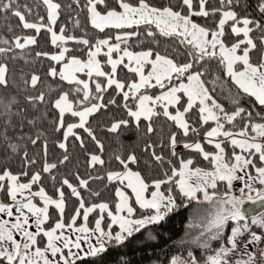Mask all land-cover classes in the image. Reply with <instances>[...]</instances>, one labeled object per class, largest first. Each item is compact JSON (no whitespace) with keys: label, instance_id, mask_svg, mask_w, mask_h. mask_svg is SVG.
Masks as SVG:
<instances>
[{"label":"snow or ice","instance_id":"1","mask_svg":"<svg viewBox=\"0 0 264 264\" xmlns=\"http://www.w3.org/2000/svg\"><path fill=\"white\" fill-rule=\"evenodd\" d=\"M73 3L80 7V0ZM41 5L46 16L39 15ZM237 5L243 8L241 0H219L218 6L211 0H175V3L168 0L160 6L151 0H115V6L106 0H86L83 9L89 13L93 28L100 32L118 30L115 36L96 39L93 44L83 36L66 35L67 26L56 31L62 7L57 0H33V5L21 0H0V14H3L0 18L7 20L10 15L19 21L18 27L22 29L34 30L37 35L41 30L51 34V44L58 51L37 52L35 56L46 57L59 65V69L50 66L48 75L70 85L67 91L50 86L47 91H41L38 90L39 75H28L23 70L19 76L10 73V62L22 59L24 50L35 45L37 39L36 36L0 35V150L5 160L19 155L24 163L19 172L7 164L0 167V264H77L86 257L105 252L106 245L113 241L124 243L134 233L163 222L171 213L189 204L208 206L201 222L190 224L201 229L192 243L207 249L212 240L226 241L206 257L205 264H264V212L250 215L243 207L246 200H258L264 205V23L241 15ZM257 10L264 19V0H258ZM32 16L34 20L29 19ZM217 16L214 27L196 19ZM74 24L79 26V19ZM226 25L237 37L230 44L225 40ZM7 31L13 33L14 29L8 25ZM255 31L260 32L258 39L252 35ZM162 39L175 44L171 49L173 54L167 48L159 50ZM70 41L86 46L85 58L69 55L72 49L66 45ZM129 41L139 45L147 41L148 46L135 51ZM254 50L258 53L256 60L251 55ZM101 55L106 58L104 61ZM213 64L217 65L216 70ZM121 67L137 78H120ZM80 74L87 78L81 79ZM229 81L235 93L232 88H226ZM109 89L122 96L128 117L117 119L107 127L106 131L117 137L130 124L140 130L142 120L145 122L143 134L150 136L157 132L153 126L155 118L161 116L171 121L184 137L198 134L200 129L188 118L195 110L201 127L211 126L204 131V143L184 142L183 147L198 153L209 167L194 166L193 158L178 156L177 132H171L168 144L171 155L179 161L178 167L162 153L157 154L151 143L143 149L156 163L170 166V172L163 171V178L146 177L134 171L130 165L140 162L134 151L127 155L113 153L112 158L122 166L120 171L106 173L108 181L121 185L115 190L114 206L106 202L86 206L81 190L91 193L89 182L103 179L99 176L81 178L75 173L77 185L63 178L59 187L53 184L56 195H50L41 183L42 173L56 180L51 175L53 170L70 161L69 138H74L81 147L85 144L78 130H83L103 153L105 145L90 125V118L116 104L115 98L104 101L103 94ZM152 89L157 93L152 94ZM52 91H57L54 98H51ZM222 93L230 108L220 101ZM244 97L248 99V107L241 106ZM49 105L57 112L53 121L55 130H63L58 146L65 154L58 163L47 161L44 131H31L41 128L47 117L43 109ZM66 118L72 122H66ZM38 142L43 145V166L30 174L27 168L37 160L29 156L27 149L29 144L34 146ZM205 143L214 150H206ZM105 163L101 155L89 154L90 167ZM236 183L241 185L240 195L233 191ZM221 184L225 187L223 192L219 191ZM64 186L78 199L79 205L68 222L64 218ZM252 192H256L255 199ZM91 195L98 197L100 193ZM134 204L148 214L136 217ZM53 208L58 218L49 225ZM97 210L99 217L94 227H89V214ZM105 213L110 218L108 224H104ZM78 220L82 223L77 224ZM230 222L235 226L229 228ZM114 225L119 228L115 233ZM225 231L230 234L225 236ZM233 256L236 258L232 259ZM171 264H200V260L189 251L187 258L174 257Z\"/></svg>","mask_w":264,"mask_h":264},{"label":"trees","instance_id":"2","mask_svg":"<svg viewBox=\"0 0 264 264\" xmlns=\"http://www.w3.org/2000/svg\"><path fill=\"white\" fill-rule=\"evenodd\" d=\"M22 3H28L33 5V0H21ZM61 3L62 7L60 10V17L55 25V29L59 32L60 27L67 26L66 35L72 34L77 37H85L90 40L91 43H95L96 39H103L107 36H115L118 30L115 29H106L104 32L93 28L90 24L89 13L86 9H83V5L86 0H80V7H78L73 0H57ZM106 2L115 6V0H106ZM151 2L157 6L167 4L168 0H151ZM219 0H211L213 5L218 6ZM175 3V0H173ZM258 0H241V4L236 6V10L240 12L241 15H248L251 18L261 20L264 23V19L261 18V14L257 10ZM68 5H71L69 8ZM103 6H101L102 8ZM39 15L46 16V10L41 5L38 9ZM3 14H0L2 16ZM29 19H35V16L29 17ZM79 19L80 24L76 26L74 20ZM199 23L205 24L210 27H214V21L218 20L217 17L196 18ZM47 22V21H45ZM8 25H11L14 29L13 33L7 31ZM19 21L9 15L7 20L0 18V35L7 36L11 38L12 35H21V36H36L37 43L30 46L28 49L24 50L23 58L17 59L10 62V73H14L16 76H19L21 70L24 73L30 75L35 73L41 77V83L38 86V90L47 91L49 86L56 90L62 88L67 91L70 88L66 82L61 81L58 77L52 78L48 75L50 66H56L59 69V65H54V62L46 57H36L35 53L37 52H49L55 53L58 49L51 44V34L46 30H41L37 35L34 30L22 29L18 27ZM255 39H258L260 36L259 31H255L253 34ZM239 38H243L242 36ZM237 37H234L230 32V27L225 26V40L227 43H233ZM115 42V41H113ZM129 44L132 45V50L139 51L144 47H147V41L144 45H139L134 41H129ZM72 51L69 55L79 56L85 58L86 56V46L77 44L75 42H68L66 45ZM121 46H124L123 44ZM175 47V44L172 41L162 39L161 48L159 50L163 51L165 48L168 49L169 54H173L171 49ZM259 47V45H258ZM20 50H17V55H20ZM253 60L258 59V53L254 50L251 53ZM100 59L104 61L106 58L101 55ZM177 59H182V57H177ZM213 69H217V65H212ZM105 70H109V67L106 65ZM119 76L122 79L132 80L137 77L134 74L129 73L126 69L121 67L119 70ZM222 75V73H221ZM81 76H83L81 74ZM103 81V78H101ZM232 88V92L235 93L236 89L231 85L229 81L226 88ZM219 91V89H218ZM152 94H156L157 90H150ZM35 94V92H34ZM57 95V91L51 92V98H54ZM105 103L115 98L116 104L109 105L107 109H101L99 113H96L93 117L90 118V125L93 127L97 137L104 143V151L100 153L97 145L87 136L83 130H78L79 134L84 138L85 144L83 147L80 146L79 142L74 138H69L68 141V155L70 156V161L64 165H58V168L53 170L51 175L56 177V180L53 181L50 179V175L47 173H42L41 183L49 191L50 195L55 196L56 193L53 189V184L57 187L60 185V181L63 178H68L70 182L74 185L78 184L76 180L75 173H79L81 178L92 177H103V179H94L89 182V189L91 193L99 192L100 195L93 196L87 189H82L81 194L85 198L86 205L92 203L106 202L110 207L114 206V203L117 200L115 196V190L118 185V182H110L107 179L106 173L108 171H120L122 166L112 158L113 153L120 152L124 155H127L129 152H135L139 158V163L137 165H130L134 171H140L142 175L151 178H163V171L170 172V166L167 163L160 165L156 163L149 152H145L143 149L146 144L151 143L157 154H163L166 160H171L173 165L179 166V161L177 157L171 155L168 137L171 132H177V145L175 151L178 156L187 159L193 158L195 160L194 166L208 168L209 165L202 157L195 151L185 149L183 147L184 142H195L199 140L204 143V131L210 125L201 127L198 119V115L195 110L189 115L190 122L200 129L198 134L190 133L188 137H184L176 128L171 121H168L163 116L155 118L154 127L157 129V132L151 134L150 136H145L143 134V129L145 128V122L142 120L140 125V130H137L134 125H129L128 128H122L120 133L113 134L106 131L107 127L110 126L111 122L117 119H128L126 115V110L123 108L122 96L116 95L114 89H109L108 92L104 93ZM220 101L225 103V106L230 108V102L226 101L225 94L220 95ZM131 103V102H130ZM248 99L246 97L241 99V106L248 107ZM43 108V106H42ZM47 117L42 122L40 129H33L31 131H44L45 137L47 139L48 148H47V161L48 162H57L62 159L64 150L60 149L58 144L62 141V132H57L55 130V124L53 121L57 118V112L55 109L51 108L49 105L46 109ZM259 111V109H257ZM254 118L258 121L259 117L256 116L254 112ZM75 119V118H73ZM66 122H72L66 118ZM240 126L242 122L238 121ZM31 134V132H30ZM161 141L163 144L161 145ZM205 149L208 151H213L214 148L211 145L205 143ZM29 156H34L37 160V163L27 170L31 174L34 171H38L43 166L44 153L43 145L38 142L36 145H28ZM95 153L102 156L105 160V165L92 168L89 166V154ZM7 164L8 167H11L14 171L19 172L24 168V163L22 157L17 155L12 157L10 160H5L4 153L0 150V167ZM25 180L27 178H24ZM175 191V190H174ZM219 191H225L223 184L220 185ZM65 198H66V207L64 212L65 221L68 222L71 215L74 214V209L77 208L78 199L71 196L70 189L67 186H64ZM180 201L178 200V203ZM134 206L137 208L136 216L145 214L144 210H141L138 205ZM195 209V210H194ZM208 210L207 205H193L189 204L188 207H181L179 210L171 213L163 222L153 225H148L144 229H141L140 232L134 233L132 237L127 239L122 244H117L116 242H111L106 245V251L98 254L96 257H86L83 260L77 261V264H171V260L174 257H183L187 258L189 251L193 252L200 264H205V259L208 255L212 254L214 250H218L221 244L226 243V241L221 238L220 240L210 241V247L205 249L199 247L196 244L192 243L193 239L198 237L201 229L199 227H190V224H199L201 219L206 216ZM50 215L52 219L49 221V225L53 224L55 219L58 218L56 210L50 209ZM99 216V210L89 214L88 225L94 226L95 219ZM82 222L78 220L77 223ZM110 223V218L107 217L105 213L104 224ZM234 223L230 222L229 228L233 227ZM113 232L119 230L118 226L112 227ZM230 233L225 231L224 235L227 236ZM203 239V238H202Z\"/></svg>","mask_w":264,"mask_h":264},{"label":"water","instance_id":"3","mask_svg":"<svg viewBox=\"0 0 264 264\" xmlns=\"http://www.w3.org/2000/svg\"><path fill=\"white\" fill-rule=\"evenodd\" d=\"M253 198L255 199L256 197ZM243 207L248 210V213L250 215H257L259 213H262V211L264 210V205H262L258 200H256V202L246 200Z\"/></svg>","mask_w":264,"mask_h":264},{"label":"rangeland","instance_id":"4","mask_svg":"<svg viewBox=\"0 0 264 264\" xmlns=\"http://www.w3.org/2000/svg\"><path fill=\"white\" fill-rule=\"evenodd\" d=\"M81 78H83V77H81ZM120 186H121V185H118L117 188L120 187ZM258 188H259V187H258ZM234 189H236V188H233V191L235 192V194H236V195H240L239 190H234ZM127 191H129V193L131 192V190H127ZM250 194H251V195H256V192H252V193H250ZM99 203H101V202H99ZM86 206H87V205H86ZM133 206H134V205H133ZM134 207H135V206H134ZM262 212H264V210H263ZM147 214H148V213H145V214H142V215H147ZM206 215H207V213H206ZM139 216H141V215H139ZM139 216H136V217H139ZM98 217H99V216H98ZM98 217H97V218H98ZM97 218H96V219H97ZM80 223H82V222H79V223H77V224H80ZM234 226H235V225H234ZM89 227H94V226H89ZM118 231H119V230H118ZM92 243H93V244L96 243L95 237H93ZM86 245H87V244L85 243V244H84V248H87Z\"/></svg>","mask_w":264,"mask_h":264},{"label":"crops","instance_id":"5","mask_svg":"<svg viewBox=\"0 0 264 264\" xmlns=\"http://www.w3.org/2000/svg\"><path fill=\"white\" fill-rule=\"evenodd\" d=\"M123 47V46H122ZM140 51V50H139ZM115 55V54H114ZM83 76H81V74H80V77H83V78H81V79H86L87 77L84 75V74H82ZM211 126V125H210ZM209 126V127H210ZM240 183H236L235 185H234V188H236V189H234V190H239V188H240ZM256 187L258 188V187H260L258 184L256 185ZM253 197H256V195H252ZM86 247H87V245H86ZM85 250H87V248H85Z\"/></svg>","mask_w":264,"mask_h":264},{"label":"built area","instance_id":"6","mask_svg":"<svg viewBox=\"0 0 264 264\" xmlns=\"http://www.w3.org/2000/svg\"><path fill=\"white\" fill-rule=\"evenodd\" d=\"M232 259H235L236 257L235 256H233V257H231Z\"/></svg>","mask_w":264,"mask_h":264}]
</instances>
